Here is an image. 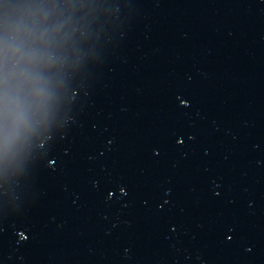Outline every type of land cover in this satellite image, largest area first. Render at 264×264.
Listing matches in <instances>:
<instances>
[{
	"label": "water",
	"instance_id": "water-1",
	"mask_svg": "<svg viewBox=\"0 0 264 264\" xmlns=\"http://www.w3.org/2000/svg\"><path fill=\"white\" fill-rule=\"evenodd\" d=\"M55 5L61 63L0 152V264H264V0Z\"/></svg>",
	"mask_w": 264,
	"mask_h": 264
},
{
	"label": "clouds",
	"instance_id": "clouds-1",
	"mask_svg": "<svg viewBox=\"0 0 264 264\" xmlns=\"http://www.w3.org/2000/svg\"><path fill=\"white\" fill-rule=\"evenodd\" d=\"M55 5H34L4 25L0 34V152L9 153L29 133L51 96V70L66 42L53 21Z\"/></svg>",
	"mask_w": 264,
	"mask_h": 264
}]
</instances>
